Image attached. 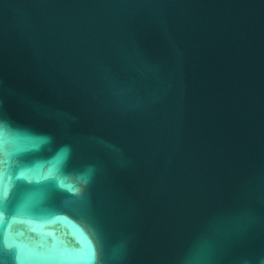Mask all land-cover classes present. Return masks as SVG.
<instances>
[{
  "label": "water",
  "instance_id": "1",
  "mask_svg": "<svg viewBox=\"0 0 264 264\" xmlns=\"http://www.w3.org/2000/svg\"><path fill=\"white\" fill-rule=\"evenodd\" d=\"M0 264H264V0H0Z\"/></svg>",
  "mask_w": 264,
  "mask_h": 264
}]
</instances>
